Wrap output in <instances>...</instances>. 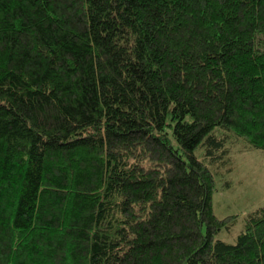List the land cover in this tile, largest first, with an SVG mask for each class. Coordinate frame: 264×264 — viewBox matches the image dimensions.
<instances>
[{
  "label": "trees",
  "instance_id": "16d2710c",
  "mask_svg": "<svg viewBox=\"0 0 264 264\" xmlns=\"http://www.w3.org/2000/svg\"><path fill=\"white\" fill-rule=\"evenodd\" d=\"M229 143L264 150V0H0V264H264V208L216 239Z\"/></svg>",
  "mask_w": 264,
  "mask_h": 264
},
{
  "label": "rangeland",
  "instance_id": "374dc122",
  "mask_svg": "<svg viewBox=\"0 0 264 264\" xmlns=\"http://www.w3.org/2000/svg\"><path fill=\"white\" fill-rule=\"evenodd\" d=\"M227 146L232 147L231 162L216 171L213 209L221 219L237 216L230 230L224 229L216 236L217 240L236 244L238 236L245 230L247 216L264 208V150L244 149L241 144L229 143ZM194 155L204 160L205 148H197Z\"/></svg>",
  "mask_w": 264,
  "mask_h": 264
}]
</instances>
